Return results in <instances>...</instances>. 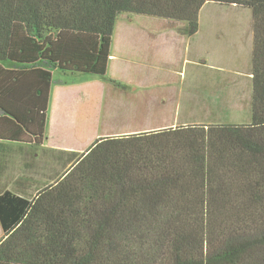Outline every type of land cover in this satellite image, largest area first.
I'll return each mask as SVG.
<instances>
[{
    "label": "trees",
    "instance_id": "16d2710c",
    "mask_svg": "<svg viewBox=\"0 0 264 264\" xmlns=\"http://www.w3.org/2000/svg\"><path fill=\"white\" fill-rule=\"evenodd\" d=\"M208 2L251 10L249 123L58 156L53 182L0 192V264H264V0H0V116L13 141L41 146L54 71L104 80L122 14L183 23L190 37Z\"/></svg>",
    "mask_w": 264,
    "mask_h": 264
},
{
    "label": "rangeland",
    "instance_id": "374dc122",
    "mask_svg": "<svg viewBox=\"0 0 264 264\" xmlns=\"http://www.w3.org/2000/svg\"><path fill=\"white\" fill-rule=\"evenodd\" d=\"M186 28L175 21L122 14L113 33L116 62L106 79L54 71L55 83L77 84L47 120V142L29 148L26 167L14 148V191L26 180L24 186L32 193L41 182L63 174L58 154L51 150L81 154L96 139L117 136L108 132L249 123L251 10L208 2L196 34L189 37ZM92 79L100 84L76 86ZM84 95L92 115L84 113Z\"/></svg>",
    "mask_w": 264,
    "mask_h": 264
},
{
    "label": "crops",
    "instance_id": "0c3cea01",
    "mask_svg": "<svg viewBox=\"0 0 264 264\" xmlns=\"http://www.w3.org/2000/svg\"><path fill=\"white\" fill-rule=\"evenodd\" d=\"M116 25H117V23H116ZM115 28H116V26H115ZM113 43H114V41L112 38V46H111V53H110L111 56H110V61L108 62V69L111 66H113V64H112L113 62H116V56L112 53V49H113V45H114ZM115 43H116V41H115ZM122 48H126V45L124 44L122 46ZM68 83L69 82H65V81H61L59 83H55V82L52 83V85L50 87L49 100H48V105H49L48 121H50V118H51L50 115L51 114L53 115V113L56 111V107L58 106V104L61 102H65L64 101L65 96L70 94L72 89H73V86H75V84H77V83H71V84H68ZM88 84L89 85L100 84V80L92 79L91 81H83V82L78 83V85H76V86H80V87L84 88ZM85 99H86V96L84 95V101H83L84 106H85L84 113L90 111L91 112L90 115H92V110L91 109L87 110V108H86L87 101H85ZM68 105L66 104L65 108ZM52 106H53V108H52ZM64 112L68 113L69 111H64ZM4 118L5 117L0 116V192L4 191V190L14 191V179L12 178V170L14 169L13 168L12 154L14 152V148H16L18 150L16 153L18 155H20V157L18 156L19 164H21L24 167L27 166V160H28V154H29V148H30V145H28V144H23L20 142L13 141V134H14L13 128H12L10 123L6 122L7 120H4ZM48 121L46 123V128H45V136L46 137H45L43 144L41 146H44L45 142H47L46 140L48 139V134H47ZM49 129L50 130L52 129L51 125H50ZM50 130H49V132H50ZM138 130L139 129H129L127 131L122 130V131L108 132V133H113V135H117L116 137H119V136L130 135V133H134V132H140ZM51 151L58 154V156L61 155L60 159H63V160L67 159V161L70 159L71 155L76 153V151L70 150V149H65V150L54 149ZM69 164L70 163H68L66 166H69ZM53 179L54 178H49L47 181L41 182L40 184L42 186H44L45 184H49V183L53 182ZM24 184H29V183H27L26 180H22L18 185L15 186L16 187L15 192L19 193L21 196L22 195L24 196L25 193L29 191L28 187L24 186ZM1 237H2V231L0 228V238Z\"/></svg>",
    "mask_w": 264,
    "mask_h": 264
}]
</instances>
